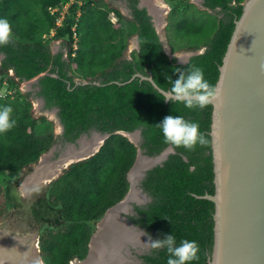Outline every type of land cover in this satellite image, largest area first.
Instances as JSON below:
<instances>
[{
	"label": "trees",
	"instance_id": "trees-1",
	"mask_svg": "<svg viewBox=\"0 0 264 264\" xmlns=\"http://www.w3.org/2000/svg\"><path fill=\"white\" fill-rule=\"evenodd\" d=\"M69 1L0 0V18L9 21L14 34L12 43L0 46V89L7 86L6 94L0 93V106L10 105L17 120L12 131L0 135V220L7 210L1 203V180L18 179L23 168L37 163L58 140L53 122L45 116L35 118L31 93L20 89L23 82L38 77L36 95L47 109H58L63 141L74 143L93 131L110 134L98 152L71 164L48 186V202L60 213L62 224L46 227L40 235L44 264L83 260L96 223L128 193L127 175L137 147L116 132L141 130L144 153L157 156L170 146L158 126L168 115L198 123L209 143L194 151L174 147L176 153L148 170L141 187L151 201L135 206L131 219L154 240L173 234L177 244L185 239L196 241L200 253L193 264H208L215 205L204 196L215 192L210 136L213 106L190 110L182 103L165 101L148 80H129L135 73L151 74L167 91L171 80L178 79V69L187 71L195 65L216 86L245 0H204L205 9L192 0H170L174 5L168 31L178 42L169 41L171 52L205 48L185 64L167 55L151 16L138 7L139 0H127L130 17L105 0H76L58 25L60 12L50 9L63 10ZM110 14L117 16V22ZM133 37L138 48L128 58L125 51ZM53 41H61L57 53L52 51ZM144 259L147 264H167L168 253L152 248Z\"/></svg>",
	"mask_w": 264,
	"mask_h": 264
},
{
	"label": "water",
	"instance_id": "water-1",
	"mask_svg": "<svg viewBox=\"0 0 264 264\" xmlns=\"http://www.w3.org/2000/svg\"><path fill=\"white\" fill-rule=\"evenodd\" d=\"M204 50L205 48L186 52L183 59L182 57H179L180 60L177 59V63L185 64L192 56L201 54ZM165 52L173 58L171 48H165ZM262 66H264V0H255V3L253 0H245L242 15L235 23V29L219 68L220 75L216 86L222 89L223 103L219 108L212 105L210 136L215 192L213 195L204 196L215 205L214 244L208 264H264V67ZM137 77L150 81L157 90L162 89L151 74L144 76L135 73L129 81ZM34 81L37 82L38 77L30 80V82ZM83 83L89 84L88 81ZM93 84L102 85L101 81H95ZM41 100L44 103L42 98ZM56 120L58 131L63 133L64 128L58 116ZM116 133L122 134L134 143L137 147V156L127 175L130 183L128 193L119 203L106 211L100 224L106 220L110 212L127 203L133 192L139 191L144 197L147 196L140 187L146 172L157 165H162L170 154L176 153L174 147L170 145L159 155L148 156L141 148V130ZM92 135L101 138L100 144L95 149L82 151L77 157L70 159L66 168L94 155L110 136L109 133L97 131H93ZM84 136H87V133L82 134L76 142H67V144H70L73 150H81L82 147L75 144L85 138ZM134 136L136 139L133 138ZM67 150H70L69 147ZM43 157L44 154L39 161L41 159L43 161ZM61 158L58 160L59 165L65 162ZM141 159L147 161L146 165L140 164ZM50 178L51 175H48L47 179ZM38 185L40 184L37 183L35 186ZM138 232L145 235L142 229ZM98 237H100L99 229L92 235L90 241L94 243ZM3 242L4 238L0 237V244ZM32 250L30 247L20 252L32 254ZM90 252L91 250L83 260L73 259L71 264H86L90 259ZM22 256L23 254H20L18 259L14 258L11 261L9 258L4 259V256L0 258L5 262L20 264Z\"/></svg>",
	"mask_w": 264,
	"mask_h": 264
},
{
	"label": "rangeland",
	"instance_id": "rangeland-1",
	"mask_svg": "<svg viewBox=\"0 0 264 264\" xmlns=\"http://www.w3.org/2000/svg\"><path fill=\"white\" fill-rule=\"evenodd\" d=\"M105 1L110 2V4L114 7H118L119 10L125 16L127 17L131 16L130 15L131 9L127 5L128 3L127 0H105ZM158 1L162 2L163 6H165L166 8L165 15L163 16L165 21L164 22V26H165V24L168 23V17L170 16V14H168L170 9L169 8L170 4L168 5L167 2H165L164 0L163 1L156 0V2ZM198 1L199 0H192V2L199 4ZM172 5H174V3L171 4V6ZM110 16L113 22H117L118 18L115 14H110ZM166 35L167 34L166 31H164V29L160 31V36L162 38V41L164 42L165 48L170 49L167 43ZM170 41L171 43L172 42L178 43L176 35L170 36ZM137 42L138 41L135 40V37H133L130 40L129 46L125 51L126 57L129 58L131 56V52L135 49V47L138 48ZM60 44H61L60 41L51 42L52 51L56 53L57 50L60 49ZM185 54H186L185 51L179 50L176 53H173L172 55L173 57H176L177 59L180 60L181 58L179 57H182L183 59ZM1 60L2 58H0V62ZM11 73L13 72L11 71ZM6 87L1 88L0 93L6 94ZM20 89L24 93H31L30 99L33 102V113L35 118H40L45 116L48 120L53 122L54 125L53 129L58 140L47 153H44L45 157H43V159L46 158L50 163L57 164L59 158L63 157L66 153H68L69 151L67 150L68 147L70 150L73 148L69 146L70 144H67V142L61 140L62 132L60 133L58 131V126L56 123L57 122L56 117L58 112H55V109L53 108L47 109L45 105L42 103L41 97H38L36 95L37 82L35 81L23 82L20 85ZM56 132H59V134H57ZM84 137L85 138L83 139L89 140L90 138L93 137V135L87 134V136ZM75 145L79 147V143H76ZM41 161H38L37 163L31 166H27L23 168L22 171L20 172L18 179L13 180L7 178L1 180V183L3 185V197L1 203L4 205V207L7 208V210L4 218L0 220V237L4 238V241L6 242L0 244V251H1L0 256H2L1 258H3L4 256V259L9 258V260L11 261V259L14 258L18 259V255L23 254V256L20 258L21 261H19L20 264H26V263L31 264L32 263L31 260L33 259L35 260V257L36 259H38L37 264H43L42 262L43 258H41L42 254L40 251V244H39L40 234L46 227L57 228L62 224L60 213L58 212L57 209L50 206L48 202L47 189L50 183L56 180L63 173V171L66 169L67 165L69 164H65L66 162H63L64 167L60 169L59 171L60 175L57 174L56 176H53L52 179H46L43 181V183L40 182V185H38L34 189L27 190L25 187V182L28 180V178L31 179L34 177L32 174L36 171ZM99 226H100V221L96 223V228ZM96 240H98V238ZM30 247H32L33 249L31 255L21 253L23 251L28 250ZM30 261L31 263H29Z\"/></svg>",
	"mask_w": 264,
	"mask_h": 264
},
{
	"label": "clouds",
	"instance_id": "clouds-1",
	"mask_svg": "<svg viewBox=\"0 0 264 264\" xmlns=\"http://www.w3.org/2000/svg\"><path fill=\"white\" fill-rule=\"evenodd\" d=\"M75 2L76 0H70L63 10L66 12L69 6ZM253 3H255V0H253ZM61 24L62 21L58 25ZM13 40L14 34L11 24L7 19L0 18V46H7ZM177 72L179 73L178 79L171 80V88L169 90L164 91L158 88L165 101L182 103L185 108L190 110H203L209 105L219 108L223 103L222 89L219 86L210 84L205 79L202 68L193 65L187 71L178 69ZM13 111L10 105L0 106V135L12 131L17 126V120L13 117ZM158 126L162 131L164 143L175 148L182 147L187 151H194L198 145L205 147L209 143L205 134L200 131L198 123L185 120L181 116L168 115ZM149 241L153 249L166 250L168 253L167 264H193L194 261L199 260L200 246L194 240L189 241L185 239L177 244L173 234H165L163 239L152 241L151 237H149Z\"/></svg>",
	"mask_w": 264,
	"mask_h": 264
},
{
	"label": "bare ground",
	"instance_id": "bare-ground-1",
	"mask_svg": "<svg viewBox=\"0 0 264 264\" xmlns=\"http://www.w3.org/2000/svg\"><path fill=\"white\" fill-rule=\"evenodd\" d=\"M155 2L156 0H143L144 4L149 5L150 11L154 16L157 28L160 31L164 26V21H163V16H162L164 15L163 8L161 6H158L157 3ZM133 138L136 139L135 136ZM84 141H87V140L82 139L80 141L81 144ZM100 141H101V138L99 136L94 135L92 140L83 144V148L80 151L76 152V151L69 150L68 153H66L61 158V160L65 161L66 162L65 164H68L70 159L77 157L79 154H81L82 151H87L88 149H91V148L95 149L100 144ZM80 146L82 147V145ZM44 160H46V158H44ZM44 160L42 161L43 166L42 165L40 166V168L42 169L39 168L40 169V171L38 172L39 174L36 173L37 175H40V180L39 181L37 180L36 182L35 177L31 179L28 178V180L25 182V187L27 190L31 188L33 189L34 187H36L35 185L37 183L38 184H40V182L43 183V181L47 179L48 175H51V178H52L53 176L60 174L59 173L60 169L64 167V163L62 165L58 164L59 161L57 162V164H55V163H50L48 160H46L44 163ZM146 162L147 161L145 159H141L140 164L146 165L145 164ZM33 176H35V173L33 174ZM140 199H141L140 192L135 191L132 193L128 201L130 200L139 201ZM127 205L128 204L125 203L121 205L114 212H110L107 216V219L100 225V231H99L100 235L104 232L106 233L105 236H110L111 239L109 241H105L103 240V236H102L99 240H96V242H94V246H92V251L93 249H95L96 251H93V252H97L98 255L96 257L94 256L95 258L94 257L92 259L90 258V260H88L86 264H122L123 257L119 253L121 249V245L125 244L126 242L134 243V244L140 243V239H141L140 235L136 232L130 231V229H128L125 224H121L116 218L117 217L116 212L119 209L126 210ZM28 255H31V254H28ZM31 261L29 263L37 264L36 259L35 260L33 259ZM0 264H12V263H9V262L5 263V261L0 258Z\"/></svg>",
	"mask_w": 264,
	"mask_h": 264
},
{
	"label": "flooded vegetation",
	"instance_id": "flooded-vegetation-1",
	"mask_svg": "<svg viewBox=\"0 0 264 264\" xmlns=\"http://www.w3.org/2000/svg\"><path fill=\"white\" fill-rule=\"evenodd\" d=\"M163 1V0H162ZM165 2H167V4L170 6L169 8V13L168 14H170V16H171V12H172V6H171V4H173L174 2H172V1H170V0H164ZM200 2V3H199ZM199 4H197V3H195V2H193L194 4H196L199 8H201V9H205V7L203 6L204 5V0H199ZM108 3H110V2H108ZM112 3V2H111ZM157 3V5L158 6H161L162 8H163V14L165 15V10H166V8H165V6H162L163 4H162V2H156ZM113 4V3H112ZM138 7L139 8H144V9H146L147 10V13L151 16V19H152V22H153V25H154V27H155V29H156V32L158 33V35H159V37H160V39H161V41H162V38H161V36H160V31L161 30H163L164 29V31H166V36H167V43H168V45H169V41H170V32L168 31V26H169V24H170V19H171V17L169 16L168 17V23H166L165 24V26H163V28L159 31L158 30V28H157V25H156V22H155V19H154V16H153V14L151 13V11H150V7H149V5H147V4H144L143 3V0H139V3H138ZM115 8H117V9H119L118 7H115ZM121 12V11H120ZM164 15H162V16H164ZM167 19V18H166ZM163 21H164V17H163ZM165 22V21H164ZM135 40H137V38L135 37ZM163 42V41H162ZM163 44H164V42H163ZM164 47H165V45H164ZM169 47L171 48V46L169 45ZM130 58V57H129ZM44 105H45V103H43ZM53 109H55V112H56V110H57V108H53ZM62 134L63 133H61V137H62ZM90 134H92V133H90ZM61 140H63L62 138H61ZM65 142V141H64ZM140 187H141V183H140ZM142 188V187H141ZM144 191V190H143ZM140 202L138 201V200H130V201H128L126 204H128L127 205V208H126V210H118L117 212H116V215H117V220L121 223V224H125L126 225V227L128 228V229H130V231H133V232H136V233H138L139 235H140V237H141V239H140V243H138V244H134V243H128V242H126L125 244H123V245H121V249H120V255H122V257H123V261H122V264H147V262H146V260L144 259V256L146 255V254H148V253H150V251H151V249H152V247L150 246V244H149V235H148V233L146 232V230L144 229V228H142V227H140V226H138V225H136L134 222H133V220L131 219V217L132 216H134V215H136V210H135V206H143V205H146L147 203H149L150 202V196H148V194H147V196H143V194H140ZM149 200V201H148ZM121 211V212H120ZM121 214H124V215H121ZM107 219V218H106ZM103 223V222H102ZM101 223V224H102ZM100 224V225H101ZM98 229H99V231H100V226L99 227H97ZM97 228H96V230H97ZM140 229H142L144 232H145V235L143 236L141 233H139L138 232V230H140ZM41 235V234H40ZM103 236V240H105V241H109L110 239H111V237L110 236H105V233L103 232L101 235H100V237H98V240L101 238ZM107 237V238H106ZM148 239V240H147ZM147 240V241H146ZM151 240L152 241H155L154 239H152L151 238ZM4 243H6L5 241H4ZM109 245V244H108ZM107 245V246H108ZM92 246H94V243L93 242H91L90 241V243H89V250H91V252H90V257L89 258H93L94 256L96 257L97 255H98V253L97 252H93V251H96L95 249H93V251H92ZM41 251V250H40ZM122 253V254H121ZM115 254V253H114ZM42 256V255H41ZM94 257V258H95ZM90 260V259H89Z\"/></svg>",
	"mask_w": 264,
	"mask_h": 264
},
{
	"label": "crops",
	"instance_id": "crops-1",
	"mask_svg": "<svg viewBox=\"0 0 264 264\" xmlns=\"http://www.w3.org/2000/svg\"><path fill=\"white\" fill-rule=\"evenodd\" d=\"M135 49H137V47H135ZM58 50H59V49H58ZM56 133H58V132H56ZM92 138H93V137H92ZM92 138H90V139L87 140V141H84L82 144H81V142H80L79 144L82 145V148H83V144L89 142L90 140H92ZM80 145H79V147H80ZM82 148H81V149H82ZM71 150H72V151H76V150H73V148H72ZM78 151H80V150H78ZM76 152H77V151H76ZM46 160H47V159H46ZM46 160H44V163H45ZM41 165H42V163H41L38 167L40 168ZM44 165H45V164H44ZM42 166H43V165H42ZM39 168H38V170H37V172H36L37 174H39L38 172L40 171V169H42V168H40V169H39ZM36 173H35V176H34V177H35L36 182H37V180H38V181L40 180V175H37ZM41 178H42V177H41ZM32 187H34V186H32ZM34 188H35V187H34ZM34 188H33V189H34ZM31 189H32V188H31ZM41 258H42V257H41ZM42 262H43V259H42ZM5 263H6V262H5Z\"/></svg>",
	"mask_w": 264,
	"mask_h": 264
},
{
	"label": "built area",
	"instance_id": "built-area-1",
	"mask_svg": "<svg viewBox=\"0 0 264 264\" xmlns=\"http://www.w3.org/2000/svg\"><path fill=\"white\" fill-rule=\"evenodd\" d=\"M50 10H51L52 13L60 12V16L61 17H59V19H58L59 20L58 24H60L62 19H63V17H64L65 11L64 10H60L59 8H54V9H50Z\"/></svg>",
	"mask_w": 264,
	"mask_h": 264
}]
</instances>
